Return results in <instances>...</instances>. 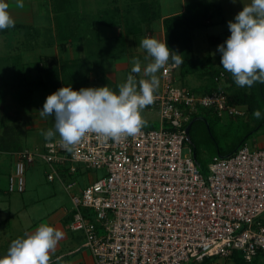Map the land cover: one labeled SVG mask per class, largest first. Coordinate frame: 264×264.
<instances>
[{
    "label": "built area",
    "instance_id": "2783aa9c",
    "mask_svg": "<svg viewBox=\"0 0 264 264\" xmlns=\"http://www.w3.org/2000/svg\"><path fill=\"white\" fill-rule=\"evenodd\" d=\"M172 63L144 108L157 112L158 127L119 142L87 134L71 152L57 135L11 153L9 192L25 190V168L37 159L48 165V181L76 174V162L104 170L71 195L68 228L83 233L93 264H226L235 251L246 262L264 252V145L245 142L214 155L204 173L186 132L201 108L231 118L245 117L246 108L229 102L224 70L213 77L216 88L202 93L179 86Z\"/></svg>",
    "mask_w": 264,
    "mask_h": 264
},
{
    "label": "clouds",
    "instance_id": "9594fccd",
    "mask_svg": "<svg viewBox=\"0 0 264 264\" xmlns=\"http://www.w3.org/2000/svg\"><path fill=\"white\" fill-rule=\"evenodd\" d=\"M9 7L5 0H0V30L15 27ZM16 7L23 8V0H16ZM234 20L228 22L230 36L217 46L221 53L220 64L231 73L239 87L264 84V0H251ZM140 46L147 52L143 77L148 79L138 80L133 75L142 72L140 60L133 58L131 73L126 82L118 86V94L107 86L79 91L64 86L48 95L39 114L42 118L54 117V127L42 131L45 140L51 141L58 134V142L71 152L87 134H95L101 142H119L122 138L139 135L147 126L141 110L154 104L156 99L158 71L164 69L170 59L172 68L184 63L179 54L170 52L165 41L143 38ZM253 116L260 119V110H254ZM63 236L62 231L41 224L25 238L12 240L7 254L0 258V264H50L51 255L55 254Z\"/></svg>",
    "mask_w": 264,
    "mask_h": 264
},
{
    "label": "trees",
    "instance_id": "16d2710c",
    "mask_svg": "<svg viewBox=\"0 0 264 264\" xmlns=\"http://www.w3.org/2000/svg\"><path fill=\"white\" fill-rule=\"evenodd\" d=\"M51 2L52 10H54L55 14H59L69 8L68 6H70L72 0H51ZM137 2L138 5L141 6L140 11L142 10L144 12L143 14L147 20L158 17L157 12H153L154 7L151 2L148 3L142 0ZM207 13L208 8L206 6L194 4L190 6L188 10L186 9L184 13L164 18L162 25L164 30V41L170 52L172 51L179 54L184 60V63L178 68L177 79L180 80L179 78H183L188 74H195L198 78L203 80V83L198 87L189 88V90L202 93L210 92L216 88L217 83L214 82L213 77L220 70H224L221 64H219L217 68L214 67L212 63L214 59L210 55L194 57L192 52L191 30L195 27H202L205 25L204 20L207 18ZM89 26L90 25H82V27L81 25H56L54 36L49 30L43 32V30H38L33 27H23L24 29H22V32H20L21 27L19 26L0 30L3 34L8 33L6 42L9 46L14 36L19 33H22L21 37L24 47L30 49L36 48L40 43H43V45L53 44L56 38L60 53L58 57L42 56L33 64V71L32 68L28 70L31 74L26 73V67L23 64L24 62L21 61L20 55L16 54L10 56L9 58L11 59L9 62L6 63L5 66H2L4 68L0 67V103L4 98L6 89L13 90L12 94L20 100L22 106H25L26 103L33 104V98L30 96L35 92L41 94V96H39L40 102V100L45 101L46 95H50L64 86L71 87L74 91H79L81 88H88L89 74L90 71H92L91 63L95 65L98 73L102 72L104 59L126 54V51L130 48L127 47V39L130 36H134L135 38L142 35V25H105L120 29V34L114 40H106L101 39V31L98 29L99 26L103 25H97L93 30L89 29ZM145 26L149 28L150 25ZM83 29L85 31H83ZM80 36L90 43V45L87 46V44H85L84 46V57L80 55L73 58L63 57L62 54L66 51L68 42ZM24 37L27 40H25ZM98 41L106 47H104L106 50L100 51L102 55L105 53L101 58L96 57L100 52L97 53V51L94 50V45L97 44ZM84 59L85 61H83ZM169 62H172L171 59ZM224 71L225 76L223 80L220 81L222 88L226 90L231 104L242 105L246 108L247 117L241 124H237L244 129L243 134L239 138L228 142L225 149L218 145L216 146L215 155L220 156H227L234 153L254 132L264 128V84L256 83L251 88L239 87L235 84L231 73L226 70ZM101 80L104 82L105 86L108 85L107 79H102L101 77ZM224 81H226L225 85ZM34 104L38 105V102L35 101ZM257 109L261 112L260 119H256L253 116L254 110ZM202 110H206L205 112H207L208 109ZM208 111L207 114H212L215 119L219 117L213 111ZM201 115H203V111L202 113L200 112L199 115L196 114L188 123L190 125V140L192 124L197 120L208 122L206 117H201ZM153 125L154 124H147L149 127H154ZM208 129L210 134H212L209 122ZM22 139L25 140L22 122L8 115L1 117L0 155L23 149L25 144ZM197 162L199 163L198 160ZM61 264L67 263L61 262ZM226 264H264V252L259 253L251 262H246L243 260L240 253L235 251L232 253L229 263L227 261Z\"/></svg>",
    "mask_w": 264,
    "mask_h": 264
},
{
    "label": "crops",
    "instance_id": "0c3cea01",
    "mask_svg": "<svg viewBox=\"0 0 264 264\" xmlns=\"http://www.w3.org/2000/svg\"><path fill=\"white\" fill-rule=\"evenodd\" d=\"M142 1L148 3L151 2L153 4V12H157V18L147 20L143 14L144 12L142 10L140 11L141 6L134 1L132 2L128 0H72L70 6H68L69 8L59 14H55L54 10H52L51 0H23V8L16 7V0H5V2L10 5L8 11L15 21V26L21 27L20 32L24 29L23 27H33L38 30H43V32L49 30L54 36L56 25H81V27L82 25H90L89 29L91 30L95 29L97 25H103L98 28L101 31V39L114 40L120 34V29L105 25H142V35L135 38L133 37V43L127 39V47H130V44L132 46L128 48L126 54L104 59L102 72L97 73L98 71H90L88 84L90 83L91 77L94 79L102 77V79H107L112 82L115 80L119 71L125 73L126 80L133 67V58L139 59L141 66H145L148 62L145 60L147 52L140 46L141 40L143 38H155L164 42V30L162 27L164 18L184 13L190 6L198 4L208 8V15L204 20L205 24L211 25L212 23H215L219 25H228L229 21L235 22L234 17L236 14L242 11L243 7L249 5L251 2V0H235V3H233L232 0ZM155 23L160 26L159 31H155L152 28L151 25H156ZM145 25L150 26L147 28ZM7 35L8 33L3 34L0 32L1 68H4L2 66H5V64L9 62L11 59L9 58L10 56L16 54L20 55L21 61L25 63L29 61L35 63L42 56L58 57L60 54L56 38L54 39L53 44L43 45V43H40L36 48L30 49L25 48L22 44V33L14 36L10 46L6 42ZM214 41H217V39ZM87 43L89 42L82 36L68 42L66 51L62 56L65 58H73L79 55L84 57L83 49ZM210 56L212 57V55ZM122 58L125 60H120ZM159 72L160 71L157 73L158 77ZM176 74L178 76V71ZM136 76L138 80L141 78L148 79L147 77H143V68L142 72L136 74ZM47 125L48 119L47 117L42 118L40 116L39 109L28 111L26 113V119H24V122L22 121V129L25 143L27 140L30 142H27L29 144H26L24 147L38 146L46 141L44 136H40L37 132L39 130L46 131ZM252 145H264V134L258 135L254 138ZM11 156L12 162L14 161V157L12 154ZM2 160L0 156V165ZM11 166L6 175L10 173ZM70 218L71 214H54L49 219L47 225L64 233L63 238L58 242L55 254L51 255L50 264H61V262H66L67 264H93L91 253L84 245L83 233L80 231H72L68 228ZM61 242L69 248L67 250H62V245H60ZM6 254L1 253L0 258H3ZM58 257L60 258L59 260L57 259Z\"/></svg>",
    "mask_w": 264,
    "mask_h": 264
},
{
    "label": "rangeland",
    "instance_id": "374dc122",
    "mask_svg": "<svg viewBox=\"0 0 264 264\" xmlns=\"http://www.w3.org/2000/svg\"><path fill=\"white\" fill-rule=\"evenodd\" d=\"M128 1L138 3V0ZM151 26L155 31L160 30V26L158 24ZM83 31L85 30L83 29ZM229 36L230 31L228 29V25L212 23L211 25L205 24L202 27L193 28L191 30V37L192 52L194 57H201L203 55L210 54L214 58L212 61L214 67H219V56L221 53L217 51V46L223 44ZM133 37L134 36H130L128 38V40L132 43ZM24 39L27 40L25 37ZM215 39H217V41H214ZM88 45H90V43H87V46ZM95 45L94 50L97 51V53L106 50V47L103 46L100 41H98ZM129 46L131 47L132 45L130 44ZM104 54L102 55L100 52L96 57L101 58ZM85 59L83 61H85ZM123 59L124 58L120 60ZM23 64L26 67V73L31 74L28 70L32 68L33 71L34 63L29 61L26 63L24 62ZM145 66L142 65L141 68H144ZM91 70L94 72L98 71L92 63ZM179 79L180 80L177 79L176 81L178 85L187 89L198 87L203 83V80L198 78L195 74H188ZM124 82H126L125 73L119 71L114 81L107 82V87L113 92L118 93V86ZM225 84L226 81H224V85ZM103 86L105 85H103L101 77L96 79L91 77L90 83L87 85V87L93 88ZM12 91L6 89L4 98L0 103V118L4 117V115H8L19 119V122H24L28 111L34 109L42 110L45 101L40 100L39 102V96H41V94L35 92L30 96L33 98L32 100L34 102H38V105H35L33 102V104L26 103L25 106H22L20 104V100L12 94ZM202 111L203 115H201V117L205 116L210 123L212 134L209 132L208 122L206 123L202 120L195 121L190 130L191 140L189 142V146L194 150L200 164L199 167L205 173L207 164L216 154V146L218 145L219 147L225 149L228 142L239 138L243 134L244 129L237 124H241L247 116L231 118L228 115H224L215 119L212 114H207L209 112L208 110L205 112L206 110H202V108L197 111V115H199L200 112L202 113ZM141 116L143 118H150L154 124L153 126L158 127L157 112L147 113L143 109L141 110ZM47 119L48 125L46 131L54 127V117H47ZM37 133H39L40 136H43L41 134L42 131L39 130ZM262 134H264V128L254 132L246 142L251 146L254 138ZM22 141L25 145H28L29 143L27 142H30L27 140L25 143V140L23 139ZM0 156L1 160L3 159L0 165V254L7 253L12 240L16 238H25L26 234L33 233L41 224H48L52 215L71 214V195L80 194L83 187L94 179L100 178L104 175V170L102 169L86 168L83 163L76 162L75 165L78 168L76 174H66L62 180H59L56 177L54 181H48L46 177V174L49 171L48 165L44 161L37 159L33 165L25 168V190L21 193L9 192L7 190L8 175H6V173L8 172L10 166L13 165V161L11 162L12 156L10 153H3V155ZM71 182H75V185L70 189H66L65 185ZM82 210L84 212V209ZM60 245H62V250H67L69 248L67 245L63 244V242H61ZM229 261L230 259L228 260V263Z\"/></svg>",
    "mask_w": 264,
    "mask_h": 264
},
{
    "label": "water",
    "instance_id": "95a60500",
    "mask_svg": "<svg viewBox=\"0 0 264 264\" xmlns=\"http://www.w3.org/2000/svg\"><path fill=\"white\" fill-rule=\"evenodd\" d=\"M189 128H190V125L187 126L186 128V132L189 133Z\"/></svg>",
    "mask_w": 264,
    "mask_h": 264
}]
</instances>
